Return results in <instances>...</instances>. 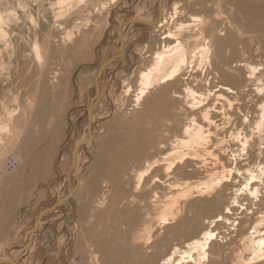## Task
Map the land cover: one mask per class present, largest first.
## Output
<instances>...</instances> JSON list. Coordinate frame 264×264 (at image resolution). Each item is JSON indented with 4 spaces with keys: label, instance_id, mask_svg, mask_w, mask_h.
<instances>
[{
    "label": "bare ground",
    "instance_id": "bare-ground-1",
    "mask_svg": "<svg viewBox=\"0 0 264 264\" xmlns=\"http://www.w3.org/2000/svg\"><path fill=\"white\" fill-rule=\"evenodd\" d=\"M119 1L0 0V96L9 99V92L12 99L23 98L21 89L33 83L37 97L44 96L47 87H67L71 79L65 58L75 53L91 63L92 26L100 29L99 24L106 23L109 10L113 15ZM75 2L80 8L73 9ZM152 2L148 17L122 22L121 46L118 29L113 31L109 48L101 52L106 63L98 78L102 62L96 73L91 69L94 66H83L95 78L91 98L79 116L84 131L75 145L82 146L77 150L79 160L91 158L88 131L85 135L88 125L84 124L106 123L112 118L116 128H138L144 134L139 147L146 152L138 165L120 163L88 187L85 214L90 226L102 215H119L110 219L113 225L103 222L99 230L97 263L219 264L224 260L264 264V0ZM145 4L148 7L149 2ZM131 21L154 23L149 27L126 24ZM146 28L148 42L139 57L130 60L138 64L136 70L127 74L123 59L126 42L132 41L128 31L138 30L142 35ZM133 37L138 40L137 35ZM37 68L40 75L35 76ZM121 70L127 78L121 75L124 79L118 82ZM103 94L104 102H98ZM128 99L133 113L126 117L121 108ZM101 105L104 114L98 113ZM5 110L10 115L16 111ZM78 164L70 174L71 188L75 181L81 185ZM3 178L0 166V194ZM127 179L134 188L123 196ZM116 195L126 199L120 207L107 199ZM70 201H78L74 190ZM66 206L64 202L54 213ZM65 238L62 247L71 250L74 232ZM29 249L30 244L24 252ZM15 253L0 257V262L12 264L19 257L7 260ZM35 255L31 257L36 264L59 260L48 251Z\"/></svg>",
    "mask_w": 264,
    "mask_h": 264
},
{
    "label": "rangeland",
    "instance_id": "rangeland-1",
    "mask_svg": "<svg viewBox=\"0 0 264 264\" xmlns=\"http://www.w3.org/2000/svg\"><path fill=\"white\" fill-rule=\"evenodd\" d=\"M152 1L153 0H120L119 3L114 6L117 7V9L115 10L114 8L113 15L110 14L111 10H109L107 14L108 16L107 20L105 19L106 23L102 22V24H99L101 25L100 29L99 28L95 29V27L92 26L94 33L90 42L91 63L88 62L87 58L85 59L80 54H75V53L71 54L68 60L65 58L64 61L65 66H67L68 68L67 76H70L69 78L71 79L69 85H67V87H62L61 89L60 87L56 89H53L54 87H49V88L47 87L43 92L44 96L41 95L40 97H37L38 101H35L36 103V107H34L35 110H33L32 113L31 112L28 113V115L31 113L29 119V128L25 129L24 132H22L20 138L21 140H26V143H24V149L26 150L25 157H27V161L25 167H23L21 173L18 175V178H24V179L28 178L29 180H31L34 186L31 188L30 194L20 193L16 195L17 198H20V200L18 199L17 200L22 202L25 201L24 199L25 197L29 195L30 196L29 199L26 200V202L21 203L24 208L17 212L15 220L14 218L5 217L9 214L7 210L0 211V257L1 258L5 259V257L8 256L12 251L17 252L19 247L21 248L23 246L26 236L28 235L29 232H31L30 228L32 226L35 215L41 209L47 208L48 206L52 205V203L55 202V200L59 198L60 195L63 196L64 194L65 196L68 190V184L66 182L67 180L66 178L63 179V177H64V173L68 172L70 169L69 167L71 166L70 156H72L71 154L75 149L77 139L80 140L84 133V131L82 130L83 128L81 127L83 123L79 119V116L84 111V107L88 103L87 100L91 98L92 94L90 90L92 88L91 85H93V80L95 78L94 77L95 74L94 75L91 74L93 73V71L90 72L85 67H83L84 64L85 65L90 64L91 66H94L95 68L92 67L91 69H94L96 73V67L98 68V63L99 62L103 63L105 61L106 56L104 55V59L102 58L103 49L105 50L107 49V47L109 48V44L111 43V40L114 38L113 37L114 34L112 35L113 31L119 26L123 25L124 23L122 22L129 21V19L130 20L132 18L134 19V17H138L140 15L142 16L145 15L148 17L149 16L148 14L152 13L153 6L150 5L153 3ZM173 1L177 2V0H173ZM183 1L185 2L186 0H178L180 4L184 3ZM77 2H75L76 5L73 7V9L80 8V4ZM148 2L149 4L147 7L145 6L147 5L145 3ZM140 7L142 10L138 11ZM145 9L147 10L145 11ZM134 11L138 13L136 14ZM81 12H83V8L81 9ZM101 19H104V14L100 16L99 20ZM103 24H105L107 27L105 26L103 28ZM146 31H148L147 28L144 34L142 35L138 33V30L128 31L129 37L132 41L126 42V47L124 48L125 49L124 54L126 53V56L123 54V57L125 56L123 62L125 60L127 61L123 63L124 66L126 65L125 67H123V69L126 71L128 70L127 74H130L132 73V71H135L136 67L138 66V64H136L135 61H130V60H133V56L137 57L138 54H140L139 51L143 47V45L147 44L149 38L148 37L146 38L147 36ZM157 33L158 32H156L155 34ZM134 35H137L138 40H136V38L133 37ZM102 45H104L105 47ZM69 63H71L72 65H70ZM102 63H99L100 64L99 69ZM105 69L106 68H104V70ZM123 72L119 74L120 76L119 75L117 76L118 82L123 81L124 79L123 76L127 78V76ZM63 74L65 75V72H63ZM50 80L52 79L50 78ZM120 89H119V94L121 91ZM29 91L30 90L26 89V92L23 93L24 95L25 93L27 94L28 96L27 98H30L31 95H34V94H28ZM85 91L86 93H84ZM113 93H115V96L118 94V92L115 91H111L110 94ZM84 94H86V96ZM101 99L104 102V94L98 98V102ZM125 102L126 103H124V108H121L122 109L121 111L124 116L129 117L133 113L130 112L129 110L131 100L128 99ZM98 111H100L98 113L104 114L105 112L104 106L101 105ZM129 112L131 114H129ZM102 114H99V116H101ZM112 121L113 118L108 121L109 123L106 122L107 124L105 122L100 123L101 120L99 121L100 124L99 123L90 124L91 128H90V134L88 140H90L89 154L91 153L90 154L91 158L83 157L82 158L84 160L83 161L81 159L79 160L80 157L78 156L79 153L77 154L78 151L75 154V166L77 162H81V164L77 165V167H81L79 173V177L81 178L80 179L81 185L79 186L78 181H75L76 187L74 186L73 188L78 201L76 203H72V201H70V198H68L65 201L67 205L65 208L60 209L61 211H58L56 214L53 213L45 217L43 219L42 229L39 230V232L41 231V233H36L37 235L34 237L35 241L33 243V246L30 247L29 249L30 251L21 254L19 258L15 260V262H12V264H26L27 262H28L27 264H31V263L36 264L35 262H32V257L35 255V252L42 253V251H48L50 254H53L52 257L56 256V258L59 259L56 262V264H61L62 262L66 264L69 261L70 262L73 261L74 262L73 264L99 263L98 262L99 252L96 250L97 243L100 240L99 230L101 228H104L103 222L106 223L108 227L110 224L113 225V220L110 219L111 218L117 219L119 215L114 212L109 214V217L106 215H102L99 218L101 222L98 218H96L94 220L95 222H92L94 224L90 226L87 223L88 216L85 214V212L87 211L86 194L88 187H90L89 185L93 183V181L95 180L94 178L97 177L100 178V180H102L101 175H106V173L110 168L118 169L120 163L128 164V167H131L133 165L136 166L139 163H141L142 158L145 157L146 154L145 150H142L141 146L139 147V144H142L141 138L144 134L140 133V130L138 128L119 129V127L116 128L113 126ZM84 125L87 127L88 124L85 123ZM86 134H87V130H85V135ZM137 139H140V141H138ZM6 156H10V155H6ZM5 157L3 158V160L5 159ZM9 159L13 160L12 158L6 159V164H4L6 165V168L9 164H11L8 163ZM132 162L133 164L131 165ZM14 172L15 170L11 173V175ZM127 173L130 174L129 171H127ZM125 181H126L124 184L125 186L123 185L124 187L122 192H125L126 190L127 191L122 194L123 196L125 194L126 195L129 194L131 190L134 188L133 185L134 183H130L128 179ZM114 193L115 192L113 191V193L111 192L110 195H113ZM107 199L111 201L115 200V202L118 203V207H120L121 206L120 204H124L126 201L125 198L120 199L118 195L107 197ZM31 201L32 204H30ZM96 223H98L99 226ZM75 225H77V227ZM72 231L74 232V238L72 240L71 250H68L67 247L66 248L65 246L62 247L63 246L62 244H64L63 242L66 240L65 238L66 233L69 232L72 233ZM38 234L40 235L38 236ZM59 239L62 240V243L60 245H58ZM60 248L63 249L62 252H60L58 255L57 250H59ZM36 256L37 254L34 257ZM67 257H69L71 260L67 261ZM64 259L66 262L64 261ZM91 259L95 260L96 262L93 260L91 261ZM210 259L211 258H209V261ZM70 262L68 264H70ZM219 264H228V263L223 260L222 263L220 262Z\"/></svg>",
    "mask_w": 264,
    "mask_h": 264
},
{
    "label": "crops",
    "instance_id": "crops-1",
    "mask_svg": "<svg viewBox=\"0 0 264 264\" xmlns=\"http://www.w3.org/2000/svg\"><path fill=\"white\" fill-rule=\"evenodd\" d=\"M34 75L35 76L40 75V70L38 68H37V70H35ZM27 90H30L28 92V94H34V95H31L30 98H27L28 96H27V94H25L23 98H18L16 100L12 99L11 93H9V92H7V98H9V99H4L3 96H0V115H1V118H0V142H1L0 143V166L3 165V172L5 174L4 178L2 179L4 185L2 187V194H0V197H1L0 211L8 210L9 214L5 217L14 218V220L16 219L17 212L24 208L21 203L26 202V200H28L29 196H30L29 195V196L25 197L24 198L25 201L22 202V201H18V200H20V198H17L16 195L20 194V193L30 194L31 188L34 186V184L28 178L27 179L18 178V174H20L19 172H21L23 167H25V164L27 161V157H25L26 150L23 147L24 146L23 143H26V140H21L20 138H21L22 132H24V128L25 129L29 128L28 127L29 126L28 120L30 119V116L32 113L31 111L35 110V108L33 109V107H36L35 101L38 100L37 95H36L37 84H35V83L29 84ZM21 91L26 92V89L22 88ZM35 97H36V99H35ZM27 102H28V104H27ZM28 107H30V108H28ZM5 108H14L16 111L13 115H10L9 113L6 114V113H4L6 111ZM29 112H31V113L28 115ZM19 143H21V144H19ZM17 144L19 146L20 145L21 146L18 147ZM16 146H17V148H16ZM18 148H19V150H18ZM16 150H18L19 152H17ZM14 152H16V153H14ZM19 153H20V156L16 155ZM6 155H10V156H6ZM17 156H19V157L15 158ZM4 157H5V159L3 160ZM21 157H23V158H21ZM7 158L13 159V160H10V159L8 160V163H12V167H13L12 169L13 170H11V172L8 171L6 168V165H4V164H6ZM20 158L22 159L21 160L22 162L20 161ZM15 160H17V162ZM15 162L17 163V165H15L16 164ZM9 165H11V164H9ZM19 165H20V167H19ZM14 170H15V172L11 175V173ZM21 200H22V198H21ZM30 204H32V201L30 202ZM54 212L55 211H52L50 213L45 214V216L40 221L37 233H41V231L39 232V230L42 229L40 227L43 226V219L45 217H47L48 215L53 214ZM36 215L34 217L33 223L36 219ZM33 223H32V225H33ZM41 223H42V225H41ZM39 235L40 234H38V236ZM26 237H28V235ZM34 239L35 238H33V240L31 241L30 247L33 246V243L35 241ZM25 242H26V240H25ZM25 242H24V244H25ZM38 244H40V243H38Z\"/></svg>",
    "mask_w": 264,
    "mask_h": 264
},
{
    "label": "water",
    "instance_id": "water-1",
    "mask_svg": "<svg viewBox=\"0 0 264 264\" xmlns=\"http://www.w3.org/2000/svg\"><path fill=\"white\" fill-rule=\"evenodd\" d=\"M158 9H159V6H158V8H157V18H156V20L158 19V17H159V15H160V12L158 11ZM155 20V21H156ZM133 22H136L137 24H144V25H146L147 27H149V26H151L154 22H143V21H131V22H127L126 24H131V23H133ZM124 25V24H123ZM123 25H121L122 27H123ZM121 26H119L117 29H118V33H119V35H120V37H119V39H118V44H119V46H121V32H120V30H121ZM106 62L104 61L102 64H101V68H100V70L97 72V78H98V76H99V73H101V70L103 69L102 68V65L103 64H105ZM97 78H96V81H95V84H96V82H97ZM94 101V100H93ZM89 109H90V107H89ZM87 111H88V109H87ZM90 115V113L88 112V116ZM89 119H90V116H89ZM89 122V121H88ZM90 128H91V125H90V122L88 123V127H87V131H88V133L90 134ZM82 146H80V147H78V146H76L75 147V149H74V151H73V153H72V156H71V166H70V169H69V171H68V173L66 174V180H67V184H68V190H67V192H66V194H65V196H63L62 198H60V199H58V200H56L52 205H50L49 207H47V208H45V209H42V210H40L38 213H37V215H36V219H35V221H34V223H33V225H32V228H31V232H30V234H29V236L27 237V240H26V242H25V244L21 247V248H19L18 250H17V253H15L9 260H7V262H9V261H11V260H13V259H15V258H17V257H19L27 248H28V246H29V244H30V242H31V239H32V237H33V235L36 233V231L38 230V227H39V223H40V221H41V219L45 216V214L46 213H50V212H52L56 207H59V206H62L63 204H64V202L68 199V198H70L71 196H72V192H73V188H71V187H69V185H70V183H69V180H70V174H71V172H75V154H76V152H77V150L79 149V148H81ZM0 264H2V262H0Z\"/></svg>",
    "mask_w": 264,
    "mask_h": 264
},
{
    "label": "built area",
    "instance_id": "built-area-1",
    "mask_svg": "<svg viewBox=\"0 0 264 264\" xmlns=\"http://www.w3.org/2000/svg\"><path fill=\"white\" fill-rule=\"evenodd\" d=\"M12 168L13 167H12V163H11V165H8L7 170L11 172Z\"/></svg>",
    "mask_w": 264,
    "mask_h": 264
}]
</instances>
